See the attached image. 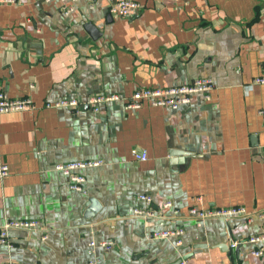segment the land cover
<instances>
[{"label":"crops","instance_id":"obj_1","mask_svg":"<svg viewBox=\"0 0 264 264\" xmlns=\"http://www.w3.org/2000/svg\"><path fill=\"white\" fill-rule=\"evenodd\" d=\"M116 0L0 4V89L31 96L33 109L0 114V226L33 218L42 228L12 229L0 264H264L252 253L264 241V0H138L139 14L113 15ZM98 28L93 37L87 23ZM210 76V97L195 93L178 109L122 101L78 111L44 104L97 93L130 95ZM146 150L134 158L131 149ZM176 153V154H175ZM104 160L85 170L87 193L73 190L55 168L74 159ZM147 193L152 201L139 198ZM100 207L86 216L88 201ZM192 205H241L233 216H176ZM136 206L152 216L134 214ZM182 226V243L152 238ZM114 240L88 254L89 241Z\"/></svg>","mask_w":264,"mask_h":264},{"label":"built area","instance_id":"obj_2","mask_svg":"<svg viewBox=\"0 0 264 264\" xmlns=\"http://www.w3.org/2000/svg\"><path fill=\"white\" fill-rule=\"evenodd\" d=\"M18 0H0V4L15 3ZM47 2L54 0H45ZM60 2L62 10L66 14H70L77 7L78 0H57ZM113 15L120 17H130L137 15L142 10V4L138 0H116L109 8ZM253 82L264 84V72L257 75ZM216 86L215 81L210 76H199L188 83L176 84L163 87H140L130 95H122L118 93H97L90 95L85 100H80L77 97H63L52 101H46L44 106L48 108L66 107L78 111L85 104L91 106L94 110H99L100 106L109 102L122 101L125 108L136 110L143 106L145 102L159 107H167L178 109L184 104H189L195 93H202L206 97H210L211 90ZM36 104L31 96L12 97L8 95L2 88L0 89V114L12 111H21L33 109ZM132 155L136 159L145 160L148 158L146 150H140L137 147L131 149ZM104 163L101 158L98 159H74L64 162H57L55 168L65 175L70 177V187L73 190L87 193V175L85 170L91 167L100 166ZM10 172L9 166L0 162V178L5 177ZM141 200L147 202L152 201V196L147 193L139 194ZM164 207L172 208L176 216L179 217H194L197 218L198 224L210 217L229 218L233 216L243 217L245 220L252 221L254 218L253 212L246 210L244 206H222L203 208L197 205H192L184 213L174 204L172 200H166L162 204ZM134 214L138 216H152L153 209L149 207L136 206ZM42 223L38 219L33 218H6L0 226V245H10L11 230L19 229L27 233L42 228ZM185 229L182 226L160 228L152 231V238H175L177 245L182 243V235ZM249 242L256 243L264 241V230L260 233H255L247 239ZM114 245V240H95L89 241L88 254L93 256L96 248L101 246L106 250H110ZM252 253L256 256L264 257V248L255 247ZM181 264H184L183 262Z\"/></svg>","mask_w":264,"mask_h":264},{"label":"water","instance_id":"obj_3","mask_svg":"<svg viewBox=\"0 0 264 264\" xmlns=\"http://www.w3.org/2000/svg\"><path fill=\"white\" fill-rule=\"evenodd\" d=\"M87 26H88L87 29H88L89 33L93 37L98 36V33H99L98 28L92 22H88ZM99 207H100V203H99L98 199L95 197H90V199L88 201V209L86 210V216L93 215Z\"/></svg>","mask_w":264,"mask_h":264}]
</instances>
